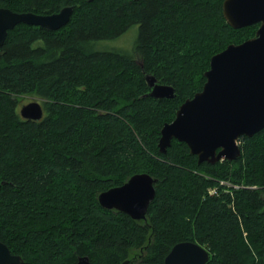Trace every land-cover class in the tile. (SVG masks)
<instances>
[{"label":"trees","instance_id":"trees-1","mask_svg":"<svg viewBox=\"0 0 264 264\" xmlns=\"http://www.w3.org/2000/svg\"><path fill=\"white\" fill-rule=\"evenodd\" d=\"M224 1L0 0L14 13L74 8L58 32L19 25L0 48V242L23 264H165L181 243L208 250L207 264H264V130L233 162L158 147L211 59L256 36L226 23ZM130 31V51L109 46ZM147 76L175 98H152ZM23 96L42 101V121L21 118ZM138 174L158 180L146 222L101 208Z\"/></svg>","mask_w":264,"mask_h":264},{"label":"water","instance_id":"water-1","mask_svg":"<svg viewBox=\"0 0 264 264\" xmlns=\"http://www.w3.org/2000/svg\"><path fill=\"white\" fill-rule=\"evenodd\" d=\"M73 14V7L54 15L14 13L0 8V48L8 32L19 25L58 31L69 24ZM223 17L235 30L254 25H259V29L254 38L240 45H230L211 59L202 91L181 105L174 121L162 128L158 147L163 155L176 140L188 146L199 164L233 162L242 156L238 142L264 130V0H225ZM146 81L152 89V98H175L171 86L157 84L152 76H147ZM19 114L26 121L40 122L45 110L40 102H32L22 106ZM157 182L149 174L135 175L123 186L101 193L99 205L134 221L146 222L156 197ZM209 258V251L203 247L181 243L171 250L165 264H207ZM0 264H23V260L12 255L0 242ZM78 264H90V261L80 258Z\"/></svg>","mask_w":264,"mask_h":264},{"label":"rangeland","instance_id":"rangeland-1","mask_svg":"<svg viewBox=\"0 0 264 264\" xmlns=\"http://www.w3.org/2000/svg\"><path fill=\"white\" fill-rule=\"evenodd\" d=\"M134 35H135V33L130 31L124 37H122L121 39H119L115 43H111L109 46L110 47L122 48V49H124L126 51H130L132 49V47H133V43H134L133 41H134V38H135ZM151 91H152V89H151ZM32 102H40L41 104H43L41 100H39V99H37L35 97H32V96L19 97L18 98V111H20L22 106L28 105V104H30Z\"/></svg>","mask_w":264,"mask_h":264},{"label":"built area","instance_id":"built-area-1","mask_svg":"<svg viewBox=\"0 0 264 264\" xmlns=\"http://www.w3.org/2000/svg\"><path fill=\"white\" fill-rule=\"evenodd\" d=\"M213 193H215V192H212V195H213Z\"/></svg>","mask_w":264,"mask_h":264},{"label":"bare ground","instance_id":"bare-ground-1","mask_svg":"<svg viewBox=\"0 0 264 264\" xmlns=\"http://www.w3.org/2000/svg\"><path fill=\"white\" fill-rule=\"evenodd\" d=\"M58 32V31H57Z\"/></svg>","mask_w":264,"mask_h":264}]
</instances>
